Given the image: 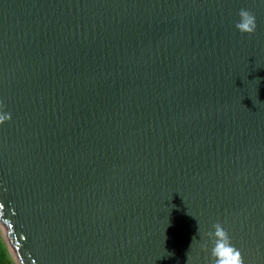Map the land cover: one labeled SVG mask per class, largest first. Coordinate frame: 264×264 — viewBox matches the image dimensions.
I'll use <instances>...</instances> for the list:
<instances>
[{
  "label": "water",
  "instance_id": "95a60500",
  "mask_svg": "<svg viewBox=\"0 0 264 264\" xmlns=\"http://www.w3.org/2000/svg\"><path fill=\"white\" fill-rule=\"evenodd\" d=\"M0 109L17 264H264V0H0Z\"/></svg>",
  "mask_w": 264,
  "mask_h": 264
},
{
  "label": "clouds",
  "instance_id": "9594fccd",
  "mask_svg": "<svg viewBox=\"0 0 264 264\" xmlns=\"http://www.w3.org/2000/svg\"><path fill=\"white\" fill-rule=\"evenodd\" d=\"M235 28L241 35H255L257 31L255 15L246 9H241ZM7 120H10V115L0 109V125ZM202 240V251L210 256L211 264H243L241 253L232 246L222 224H213L204 232Z\"/></svg>",
  "mask_w": 264,
  "mask_h": 264
},
{
  "label": "trees",
  "instance_id": "16d2710c",
  "mask_svg": "<svg viewBox=\"0 0 264 264\" xmlns=\"http://www.w3.org/2000/svg\"><path fill=\"white\" fill-rule=\"evenodd\" d=\"M0 264H17L0 227Z\"/></svg>",
  "mask_w": 264,
  "mask_h": 264
}]
</instances>
